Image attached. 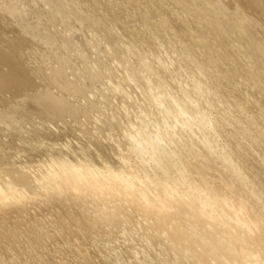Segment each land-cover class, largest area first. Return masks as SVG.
Wrapping results in <instances>:
<instances>
[{
	"label": "bare ground",
	"instance_id": "1",
	"mask_svg": "<svg viewBox=\"0 0 264 264\" xmlns=\"http://www.w3.org/2000/svg\"><path fill=\"white\" fill-rule=\"evenodd\" d=\"M29 1L0 0V253L7 257L18 253L20 256L11 264H31L32 258H23L26 253L21 243L38 249L45 243L65 241L68 246L62 252L81 256L83 263L89 261L93 248L102 254L97 256L100 261L115 260L114 264H121L119 259L129 244L119 242L125 240L128 230L137 228L141 248L151 250L160 243L163 247L158 254L166 260L171 258V252L174 257L189 252L193 264H264V192L255 177L249 181V170L232 160L235 148L229 150L220 144L223 135L214 125L215 116L200 107L198 98L187 93L181 102H173L180 115L195 110L192 119L197 124L193 132L207 131L204 142L215 150L213 157L197 143L177 139L176 126L168 124L165 117L161 124L149 120L141 125L129 118L126 129L120 130L121 138L128 143L126 147L98 142L99 137L94 138V134L90 136L95 139L93 152L84 143L59 144V138L69 131L65 119L76 121L80 113L86 114L97 105L88 101L87 107L76 112L66 99L65 94L84 97L86 85L82 89L77 82L68 81L65 72L72 66L62 56L63 51H58L66 49L70 40L62 33L54 37L46 33L42 19L47 17L52 23L61 20L68 27H74L75 22L76 27L92 26L103 31L105 40L115 45L119 34L116 36L115 28L109 29L107 23L117 22L118 12L114 9L118 5L113 8V2L104 0H42L45 10L39 6L37 9L34 1L31 8H26ZM166 1L148 3L151 11L166 16L156 27L176 33L184 49L191 50L196 45L202 47L201 53L204 50L212 56L215 52L219 63L224 61L222 65L231 59L234 65L226 63L229 67L224 71L220 67L226 82L239 72V67L253 80L256 94L261 95L256 102L264 104V0H178L173 7L167 6ZM100 6L105 14L98 12ZM39 30L41 41L35 36ZM124 33L132 38L138 35L127 28ZM41 46L45 48L39 56ZM81 52L78 54L83 57ZM34 55L39 57L33 58ZM236 57L242 67L235 66ZM50 59L51 66L47 64ZM145 69L148 71L146 64ZM83 71L85 77L91 73ZM136 74L130 75L131 82H139ZM191 81V86L198 89V83ZM52 86H57L59 95L53 93ZM169 87L166 94L172 95L175 85L173 89ZM146 95L152 103L155 100L156 105L163 106L155 92ZM112 114L113 117H103L104 125L116 127L120 117ZM220 117L224 119L223 114ZM25 121H30L26 123L28 130ZM226 121L230 126L235 124L233 120ZM54 122L64 124L53 131L50 125ZM164 143L172 145L170 151L162 147ZM144 155H148L149 165L137 161ZM158 170L161 175H154ZM251 184L256 190L248 188ZM108 246L120 250L105 254ZM9 263L0 260V264Z\"/></svg>",
	"mask_w": 264,
	"mask_h": 264
},
{
	"label": "rangeland",
	"instance_id": "2",
	"mask_svg": "<svg viewBox=\"0 0 264 264\" xmlns=\"http://www.w3.org/2000/svg\"><path fill=\"white\" fill-rule=\"evenodd\" d=\"M33 1L37 4L36 6L34 5L36 8L39 6L38 8L43 7L44 9H47L45 2H43L42 0H31L29 1L28 6L25 7L31 8L34 3ZM104 1L113 2L114 5H116L113 8H116L118 5V9H114L118 12L117 22L110 21L111 24L109 22V24L107 23L109 29L110 26L112 27V29H116H114L115 31L113 30L116 36V33L119 34V38L116 41L115 45H111L105 40L103 31L99 29L95 30L92 26H86L85 28L83 26L80 27L81 25H78L79 27H76V24L78 23L75 22L74 27H68L66 26V23L62 22L61 20L52 23L51 20H49V18L47 17L42 19L43 23H45V28L47 29L44 30L46 33L49 32L54 34L52 37H54L56 33L60 35L62 33L63 37L66 36V38L70 40V42L66 44V49L65 47H63L64 49L60 47L61 50L59 49L60 51H58H63L61 52L62 56L70 60L72 68L69 65L70 68L67 67L68 70L66 69L65 72L68 81H72L74 83L77 82L76 84L82 87V89L84 87V84L86 85V87H84L86 89H84V97L80 95V97L72 98L70 94H65L66 99L70 103H72V105L76 109V112H81L83 108L87 107L88 101L94 102L97 105L96 108H94L93 110H87L86 114L83 112L80 113L78 115V118L75 119L76 121H78V123L76 121H73V119L70 117V119L68 117L65 119V122L68 124L66 125V127H68L69 131H71L70 134H67L69 131L67 132V129L65 130V137L59 138V144L65 142L66 144L70 143L73 146H77L78 144L81 145L82 143H84L83 145H88V151L93 152L96 149V146L94 144V138L97 139V137H99V140H96L98 142H115L116 144H121L123 147H126L128 143L125 141V138H121L123 137L121 131H124L128 126L127 121H129V118H131L134 123L137 122V124L141 125V122H143L142 124H145L149 120L161 124L162 119L165 117V119H168V124L176 126L175 134H178L177 139H185L188 141V143H197L202 148V151L205 154H209L213 157L215 150L211 149V145L208 142H204V135L207 136V131L202 130L200 132L197 131L196 133L193 132L197 124V122L192 119V116L196 115L195 110H190L186 115H180L178 111V105L173 102V99L181 102L183 97L187 96L188 93L191 98H196V100L198 98L200 107L203 110L209 112L211 116H215H212L213 118H215L214 125L216 129L219 130L223 135V137L220 138V144L223 147L227 146V149L229 150L230 148H235L234 150L236 151V153L233 154L232 160L235 161L240 167L242 165L244 168L249 170L250 173L246 170L249 174V181L251 182V179H254L255 177L258 181V186H260V188L264 192V104L256 102V99L261 98V95L256 94L257 92H255L253 80L250 79V77H248L243 71H241L239 67H236L237 71H239L240 73H236L232 77L230 82H226L225 73L223 75L220 70L223 67L221 71H224V68L227 69L229 65H234L232 60H225L223 66L222 62L224 61L219 63V57L216 56L217 54L215 52H212V56L209 53L206 54L207 52L204 50L201 53L202 47L200 49L199 46L196 45L194 46L195 49H191L192 52L187 48L184 49L176 33L171 32L172 30L170 31L165 30L162 27H156V25H158L159 22L166 16H163L158 11H151L150 7L148 8V3L150 0H133V2H131L130 0ZM136 1L138 3H136ZM168 1H166L167 6H177L176 3H178V0H176V2H174L175 0H172L171 2ZM82 4L85 5L86 3L82 2ZM98 12L101 14L106 13L104 8L101 6L98 9ZM129 19L131 20L129 21ZM125 28L136 31L138 35L133 38L128 37L124 33ZM122 29L124 30L123 32L121 31ZM41 31L39 30L35 35L37 38H39V41H41L43 38ZM44 31L43 33H45ZM146 39L149 40L148 43H146ZM120 40L121 42H118ZM68 45L69 47H67ZM151 46L153 48H156L155 51L154 49H149ZM41 47L43 49H41L42 51H40V53L38 52L39 56L45 48L44 46ZM197 47L199 48V50ZM79 51H83L81 53H83L85 57H82L81 55L80 57L78 54ZM149 51H152L153 54ZM188 51L191 53H189ZM203 52L206 56H203ZM39 56L34 55L33 58H37ZM51 59L47 63L48 65L50 63L49 66H51L55 62V60L52 59V63ZM214 59L218 62L219 65L222 66H217V63H215ZM226 63H228L229 65ZM102 64L104 65L102 66ZM145 64L148 66V71H146L145 69ZM236 65L243 66L239 57H236L235 59V66ZM91 67L94 68L91 69ZM129 67L133 69L132 73L131 69L128 70ZM45 69H43V73L44 75H48V73L45 72ZM84 69L88 73L91 70V73H89L91 75L88 74L87 77H85V74L82 73L84 72ZM200 69L203 72L199 71ZM197 72H199V77L197 76ZM81 74L83 75L81 76ZM131 74H136V77H139V82H137L138 80L136 82H131L133 81L130 76ZM201 74L202 76H200ZM90 76H92L93 79H95L97 76V81L94 80L96 83L93 82V84H91L93 80ZM88 77L89 79L87 80L86 78ZM101 80L104 81L102 82ZM191 80H195L198 83L197 84L195 82L197 84L198 89H194L191 86ZM87 82H89V84L93 86H90ZM169 84L171 85L172 89L175 85V89H173L174 91H172V95L166 94V89L171 90ZM56 87L57 86H52L51 88L54 94L59 95L60 92L59 90H57ZM150 92H155V94H157L159 101H163V106L156 105L158 103L155 100L154 103L149 100V98L147 97L148 95L146 94ZM208 109H210V111ZM112 113H114L116 118L120 117L119 119H117L118 122L116 124V127H114V124L113 126L109 125L108 123L104 125L105 123H102L101 121L105 116L113 117ZM221 114L224 115V119L220 117ZM85 115L87 117H85ZM237 117H239V120L237 119ZM88 118L90 119V121ZM227 119L233 120L235 124H232V126L228 125L226 121ZM137 120H140V122ZM36 121L38 122L39 119ZM28 122L30 121L23 122L27 130L30 128L27 127ZM64 123L58 124L54 122L52 126L50 125L51 130H60L59 128H62ZM120 125L122 127H120ZM25 126L22 127L25 128ZM143 128L145 129L147 127ZM93 134L94 138L92 139L90 138V136ZM3 139H5V137ZM19 144L20 143H18V145ZM162 147L166 151H170L172 145L164 143ZM180 148H182V146ZM88 156L90 157L91 154L88 153ZM141 160L144 162L141 164L149 165V163L147 162L148 155H144L142 159H137L138 162H140ZM237 161H239L241 165ZM151 165H153L152 161H150V166ZM154 175L160 176L161 173L158 170L154 173ZM248 188L256 190V186H254V184L249 185ZM126 233L127 234L125 236V240L121 239L119 244L122 245L123 243L128 242L129 249H126L124 251L125 253L121 255L119 259L121 264H193L189 261V252L187 251V253L182 257H174L173 253L170 251L172 256L169 260H166L164 257L158 254L159 249L163 247L162 244H155L154 247H150L151 250H148L146 247L141 248L143 246V243L138 240L141 236L140 231L135 228L128 230ZM143 234H148V232L144 231ZM64 242L65 241H61L58 244L54 245L45 243L44 246L39 247L38 249H32L30 244L28 245L27 243H21L24 244V251L26 253L23 258H32L31 264L116 263L115 260H112L108 263L100 261L97 256L99 257L102 254H97V251H94V249L91 247V256L89 257V261L86 260L85 262L84 260L83 263V259L80 258L81 256L78 257V255L74 253L65 254L64 252H62L64 246H68L66 242ZM114 245L118 246L117 243ZM86 247L88 246H83L82 248ZM116 250L119 251L120 249L118 247L114 248L113 246H108L105 250V254L111 253ZM148 254L150 258L147 256ZM189 254L191 255V253ZM12 255L13 256L7 257L6 253H0V260L3 263L10 262L9 264H11L13 262V259H16L20 256L16 252H12Z\"/></svg>",
	"mask_w": 264,
	"mask_h": 264
}]
</instances>
